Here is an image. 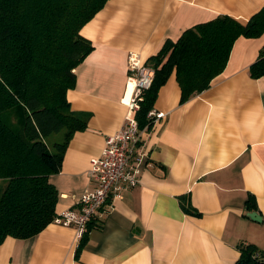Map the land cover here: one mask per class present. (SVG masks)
<instances>
[{"label": "crops", "instance_id": "1", "mask_svg": "<svg viewBox=\"0 0 264 264\" xmlns=\"http://www.w3.org/2000/svg\"><path fill=\"white\" fill-rule=\"evenodd\" d=\"M263 7L264 0H108L81 30L94 49L75 69L68 100L88 125L50 176L57 214L94 188L91 160L123 126L133 89L129 54L147 63L196 24L218 15L247 23ZM263 47L264 33L240 36L224 71L184 103L171 74L153 109L165 117L145 134L139 183L99 208L78 256L76 228L52 222L33 237H7L0 264H234L243 242L264 251V75L250 71Z\"/></svg>", "mask_w": 264, "mask_h": 264}, {"label": "trees", "instance_id": "2", "mask_svg": "<svg viewBox=\"0 0 264 264\" xmlns=\"http://www.w3.org/2000/svg\"><path fill=\"white\" fill-rule=\"evenodd\" d=\"M107 2L0 0V245L9 236L41 233L57 215L60 194L50 176L60 172L73 134L88 125L87 116L68 100L75 69L94 49L81 30ZM263 33L264 7L247 23L218 15L166 40L145 63L155 75L136 113L140 126H151L148 114L173 72L184 103L224 71L240 36ZM250 71L255 78L264 75V47ZM62 130L63 141L51 145L50 138ZM90 229L91 223L77 256ZM239 250L234 264H264V251L255 244L243 242Z\"/></svg>", "mask_w": 264, "mask_h": 264}, {"label": "built area", "instance_id": "3", "mask_svg": "<svg viewBox=\"0 0 264 264\" xmlns=\"http://www.w3.org/2000/svg\"><path fill=\"white\" fill-rule=\"evenodd\" d=\"M128 67L130 84L134 82L127 102L129 109L121 129L106 138L102 156L91 160L89 173L96 185L93 189L85 190L75 208L60 212L53 221L64 226H74L79 242L94 215L110 196L122 197L124 188L139 183L148 159L145 134L150 126L142 128L136 113L140 109L143 93L153 83L155 71L135 52L129 54ZM148 117L155 122L165 117V113L152 110Z\"/></svg>", "mask_w": 264, "mask_h": 264}, {"label": "rangeland", "instance_id": "4", "mask_svg": "<svg viewBox=\"0 0 264 264\" xmlns=\"http://www.w3.org/2000/svg\"><path fill=\"white\" fill-rule=\"evenodd\" d=\"M64 139V130H62L61 132H59L58 134H55L53 135L51 138H50V143L51 145H54V143L56 142H62Z\"/></svg>", "mask_w": 264, "mask_h": 264}, {"label": "water", "instance_id": "5", "mask_svg": "<svg viewBox=\"0 0 264 264\" xmlns=\"http://www.w3.org/2000/svg\"><path fill=\"white\" fill-rule=\"evenodd\" d=\"M248 215L255 221H262L263 217L257 211L249 212Z\"/></svg>", "mask_w": 264, "mask_h": 264}, {"label": "bare ground", "instance_id": "6", "mask_svg": "<svg viewBox=\"0 0 264 264\" xmlns=\"http://www.w3.org/2000/svg\"><path fill=\"white\" fill-rule=\"evenodd\" d=\"M131 84H133V86H134V82L133 81L131 82Z\"/></svg>", "mask_w": 264, "mask_h": 264}]
</instances>
